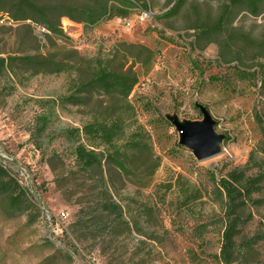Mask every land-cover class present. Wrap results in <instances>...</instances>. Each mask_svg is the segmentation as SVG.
<instances>
[{
    "label": "rangeland",
    "instance_id": "obj_1",
    "mask_svg": "<svg viewBox=\"0 0 264 264\" xmlns=\"http://www.w3.org/2000/svg\"><path fill=\"white\" fill-rule=\"evenodd\" d=\"M31 1L48 7L60 3ZM145 1L147 10L135 8L127 19L94 26L50 12L48 18L68 38L64 42L48 39L51 32L42 42L35 28L13 24L0 9V58L52 53L79 61L122 49V43L156 51L151 65L129 67L138 78L134 98H146L159 112L140 115L115 139V148L128 156V172L106 159L84 172L74 154L78 143L98 153L115 151L112 144L86 139L81 132L94 105L57 106L48 132L38 142L30 132L41 113L38 101L67 97L69 74L32 76L21 67L4 74L0 166L6 181L18 184L16 194L24 190L26 196L17 208L0 191V264H225L224 216L221 203L205 191L212 184L206 169L240 168L251 152L264 167V134L258 122L259 117L264 120V72L253 77L241 73L264 67V15L244 14L232 21L236 35L231 48L223 45L229 42L225 32L202 50L199 30L189 26L195 2L203 0H188L172 18L162 16L172 0ZM210 1L216 8L218 0ZM228 50L231 58L240 60L241 71L234 68L236 62L219 59ZM198 105L210 111L216 132L225 135L221 153L205 161L179 144L178 132L165 118L177 114L181 120H202ZM128 144L132 146L124 149ZM258 169L249 174L256 175ZM104 188L121 205L122 217L111 213L98 229L93 217ZM252 200L239 209L246 222L236 239L234 264H264V240L253 239L264 230V182ZM85 206L86 214L80 217ZM61 212L66 219H59Z\"/></svg>",
    "mask_w": 264,
    "mask_h": 264
},
{
    "label": "trees",
    "instance_id": "obj_2",
    "mask_svg": "<svg viewBox=\"0 0 264 264\" xmlns=\"http://www.w3.org/2000/svg\"><path fill=\"white\" fill-rule=\"evenodd\" d=\"M60 0L55 6L38 5L31 0H0L2 15L12 20L13 24H22L34 30L33 25L47 28L52 34L48 39L54 38L64 42L68 39L59 29L54 21L48 18L52 12L58 18H68L75 24L84 23L94 26L101 21H111L115 18L127 19L132 10L140 8L147 10L145 0ZM188 0H172L170 8L162 15L164 18H172L180 12ZM203 3V4H200ZM217 7L210 0L196 1L193 7V21L189 29L199 30L197 42L201 49H206L215 40L213 37L228 32L229 42L223 45L231 48V41L236 35L232 28V21L240 15L259 17L264 15V0H218ZM206 9V12L203 11ZM248 17V16H247ZM231 25V26H230ZM245 36L240 35V38ZM39 39V38H38ZM40 41V40H39ZM121 48L113 49L109 53H99L92 58H81L74 60L71 57L58 59L57 54H38L35 56H5L0 58V78L14 68H24L25 72L35 76L37 74H69V87L67 97L61 100L38 101L41 113L37 114L33 125L30 127L31 137L37 142L49 130L54 109L57 106L65 107L67 104L80 108L90 109L88 120L83 122L81 132L86 139H96L112 144V152H96L85 143H78L74 149L82 171H90L94 166L100 165L106 159L117 166L121 171L128 172L126 152L115 148L114 141L120 138L130 122L135 121L145 112L159 116L158 109L146 98H134L133 90L138 83L136 75L131 73L130 64H140L143 67L151 65L156 58V51L149 47L137 44H120ZM231 51L219 57L228 63L236 62L234 68L241 71L240 60L231 58ZM224 57V58H223ZM263 69L253 71L242 70L244 76L253 77L260 75ZM264 88V80L262 79ZM258 122L264 134V120L260 117ZM79 132V131H78ZM132 146V145H131ZM129 144L124 149H129ZM137 146V145H135ZM134 147V145H133ZM256 153L251 152L248 163L240 168L228 171L217 167L206 169V173L212 184L206 188L207 195L216 203H221L224 233L222 236L223 263L234 264L236 239L241 233L242 224L246 222L239 215L242 205L249 204L252 196L262 189L264 182V167L258 163ZM259 168L256 175L249 172L252 168ZM7 174L0 166V191L10 200L13 206L19 208L21 200L25 198L26 192L20 191L16 194L18 184L10 178L6 181ZM97 202L96 214L93 217L96 227L102 229L104 222L108 221L109 214L122 217V207L113 201L107 189H101ZM24 201V200H23ZM22 201V202H23ZM87 207H82L80 217L83 216ZM255 240H264V230L255 235Z\"/></svg>",
    "mask_w": 264,
    "mask_h": 264
},
{
    "label": "water",
    "instance_id": "obj_3",
    "mask_svg": "<svg viewBox=\"0 0 264 264\" xmlns=\"http://www.w3.org/2000/svg\"><path fill=\"white\" fill-rule=\"evenodd\" d=\"M198 108L202 113V120H181L177 114H166L165 118L178 132L179 144L194 154L197 160L205 161L221 153L225 135L216 132V123L210 111L201 105Z\"/></svg>",
    "mask_w": 264,
    "mask_h": 264
},
{
    "label": "built area",
    "instance_id": "obj_4",
    "mask_svg": "<svg viewBox=\"0 0 264 264\" xmlns=\"http://www.w3.org/2000/svg\"><path fill=\"white\" fill-rule=\"evenodd\" d=\"M145 16H148V13H143ZM33 27L35 28V30H36V34L38 35V36H42V37H44V34H45V28H41V27H39L38 25H33ZM67 218V215H66V213L65 212H61L60 213V216H59V219H61V220H64V219H66ZM57 230L59 231V232H63V229H62V224L60 225V224H58L57 225Z\"/></svg>",
    "mask_w": 264,
    "mask_h": 264
},
{
    "label": "bare ground",
    "instance_id": "obj_5",
    "mask_svg": "<svg viewBox=\"0 0 264 264\" xmlns=\"http://www.w3.org/2000/svg\"><path fill=\"white\" fill-rule=\"evenodd\" d=\"M38 26L41 27V28H45L44 26H40V25H38ZM49 33H50V31L47 28H45L44 37L39 36L42 42H44V43L46 42V37L49 35Z\"/></svg>",
    "mask_w": 264,
    "mask_h": 264
}]
</instances>
